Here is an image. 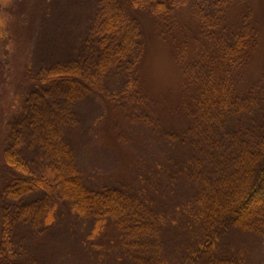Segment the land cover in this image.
<instances>
[{
  "label": "trees",
  "instance_id": "obj_1",
  "mask_svg": "<svg viewBox=\"0 0 264 264\" xmlns=\"http://www.w3.org/2000/svg\"><path fill=\"white\" fill-rule=\"evenodd\" d=\"M42 3L16 4L13 67L5 59L0 75V264H38L17 228L40 236V250L57 242L47 238L60 232L57 217L71 232L60 249L46 247L59 264L67 251L86 264H247L264 246V69L248 64L258 42L250 0H94L77 61L32 71ZM152 59L177 67L176 101L148 85ZM160 120L172 131L154 157L135 142L133 178L90 182L71 136L96 131L121 147L131 139L123 128L139 133ZM230 231L244 245L224 246Z\"/></svg>",
  "mask_w": 264,
  "mask_h": 264
},
{
  "label": "rangeland",
  "instance_id": "obj_2",
  "mask_svg": "<svg viewBox=\"0 0 264 264\" xmlns=\"http://www.w3.org/2000/svg\"><path fill=\"white\" fill-rule=\"evenodd\" d=\"M19 0H0V75L1 70L6 66L4 61L6 59L9 66L13 67V64L9 60V56L13 51L12 47V38L10 37V30L12 26L13 19L12 14L16 7V4ZM43 12L40 17L41 24L39 27L33 31L32 39L30 40L28 47V56L27 60L29 62L28 70L40 71L43 68H54L61 64L65 63H75L76 56L83 52L82 41L79 45V48L75 44L77 39L81 40L83 36H80L82 33V27L84 25L86 17L91 12V9L94 6V0H42ZM250 9L253 12L255 17V24L258 28V38L257 45L252 53L251 60H248V64L253 68L254 71L257 69L262 72L264 69V0H250ZM227 6H223L222 9H226ZM231 10V9H230ZM233 16V13L236 15L233 16L237 18V12L234 10L229 11ZM230 15V17H232ZM22 18V17H21ZM31 24L24 25L25 30H30ZM82 48V49H81ZM2 61V62H1ZM168 61V60H167ZM166 61V62H167ZM21 76L24 77V73L21 72V66L16 67ZM43 69V70H44ZM146 77L148 78V85L158 87V92L163 93L164 98L176 101L177 92L179 90L178 85L182 83L181 75L178 74L177 67L171 63H156L154 59L146 65L145 69ZM16 72V73H18ZM5 75V74H4ZM242 76V81L244 75ZM243 83V82H240ZM157 84L159 86H157ZM171 86L170 89H167L168 86ZM182 85V84H181ZM3 88H0V92ZM162 89V90H161ZM5 90V88H4ZM6 92V91H5ZM20 92H18V97ZM181 95V92H180ZM6 98V97H5ZM22 100L23 106L21 109L23 111L30 108L32 103L27 102L29 99ZM8 101V100H7ZM6 101V106L3 111L8 115L12 112L10 104ZM19 101V99H18ZM88 103L85 101L82 103V110L87 109ZM20 110V109H17ZM2 111V113H3ZM84 113V111H80ZM4 114V113H3ZM87 114V113H85ZM166 119V118H165ZM160 128L155 126L150 129H140L139 133L134 132L130 128H123L128 136L131 139H128L126 144L121 147H115L111 145L106 138L98 135L95 131V137H92L89 133H86L77 139L79 141H72V136L70 143L76 148H78V157L79 164L83 169V172L86 176H90V182L94 185H102L106 182L121 181L126 179L128 176L133 178L132 175H129V170L127 169L129 160L133 159V156H136L137 148H135V142L139 139L143 140L147 147L144 149V154L154 157L156 155V149L158 150V144L160 143V138L164 131L169 132L170 126H168L167 120H160ZM171 122V121H170ZM87 125V123H85ZM150 152V154H149ZM148 159H144V162H148ZM94 173L98 174L99 178L92 176ZM58 223L60 224V232L56 233L50 231L48 233L49 241H57L55 243L48 242L50 247H54V251L58 248V244L62 245L64 238L67 235H71L69 225L63 220V218L57 217ZM18 232L25 237L23 239L24 245L22 251L27 254H32L36 258V263L38 264H59L58 255L54 254L51 248H38L39 237L34 239L32 238V230L27 229L24 224H20L17 228ZM224 246L227 245H239L243 244V238L235 231H230L224 234ZM42 237V236H41ZM254 240V239H250ZM258 251H253L250 256L247 258V264H264V246L258 245ZM224 248L218 246L214 251L217 254L222 252ZM74 252L67 251L66 264H86L84 262V257L77 254V257H74ZM210 257H214L212 253ZM207 259H203L199 264H205ZM195 264H198L197 262Z\"/></svg>",
  "mask_w": 264,
  "mask_h": 264
},
{
  "label": "water",
  "instance_id": "obj_3",
  "mask_svg": "<svg viewBox=\"0 0 264 264\" xmlns=\"http://www.w3.org/2000/svg\"><path fill=\"white\" fill-rule=\"evenodd\" d=\"M0 8H1V3H0Z\"/></svg>",
  "mask_w": 264,
  "mask_h": 264
}]
</instances>
